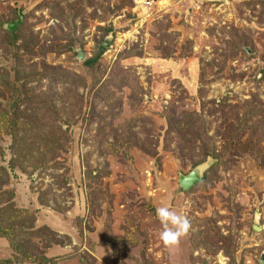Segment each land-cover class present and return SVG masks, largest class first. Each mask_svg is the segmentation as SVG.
<instances>
[{"label":"rangeland","instance_id":"rangeland-1","mask_svg":"<svg viewBox=\"0 0 264 264\" xmlns=\"http://www.w3.org/2000/svg\"><path fill=\"white\" fill-rule=\"evenodd\" d=\"M2 231L0 264H260L264 0H0Z\"/></svg>","mask_w":264,"mask_h":264},{"label":"clouds","instance_id":"clouds-1","mask_svg":"<svg viewBox=\"0 0 264 264\" xmlns=\"http://www.w3.org/2000/svg\"><path fill=\"white\" fill-rule=\"evenodd\" d=\"M155 213L162 226L159 238L163 245L168 248L178 246L180 240L188 234L191 228L187 216L174 211L167 203H162L157 207Z\"/></svg>","mask_w":264,"mask_h":264},{"label":"water","instance_id":"water-1","mask_svg":"<svg viewBox=\"0 0 264 264\" xmlns=\"http://www.w3.org/2000/svg\"><path fill=\"white\" fill-rule=\"evenodd\" d=\"M20 24V21H17L13 24H9L7 25V29L9 30H13L17 27V25ZM102 46L104 48H109V43L108 40L106 39L105 42L102 44ZM77 58L79 59V61H82L84 59L83 54L78 51L77 52ZM208 164L204 163L201 164V166H197L195 167L189 174L187 175H180L179 176V186L182 190L187 191L189 190L191 187H193L197 182H199L202 177H203V173L205 172V170L207 169ZM253 229L255 231H259L260 229L257 228L256 225H254ZM260 264H264V256L262 255V258L260 259Z\"/></svg>","mask_w":264,"mask_h":264},{"label":"trees","instance_id":"trees-1","mask_svg":"<svg viewBox=\"0 0 264 264\" xmlns=\"http://www.w3.org/2000/svg\"><path fill=\"white\" fill-rule=\"evenodd\" d=\"M11 35L14 36L15 35V31L11 32ZM100 53L99 55L104 51V49L102 48V46L99 47ZM91 61L86 62L88 65H90ZM0 237L4 238L5 240H10L9 236L7 235V232L2 231L0 233ZM10 243V242H9ZM20 255H18V260H21L19 258H23L24 261H26L27 263L30 264H56L55 260L51 259V258H47L44 255H39V254H27L26 251H20Z\"/></svg>","mask_w":264,"mask_h":264}]
</instances>
